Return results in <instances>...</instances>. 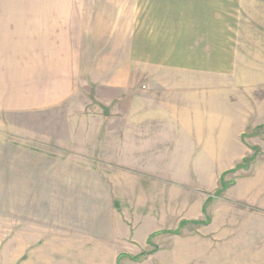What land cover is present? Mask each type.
Wrapping results in <instances>:
<instances>
[{
	"label": "rangeland",
	"instance_id": "374dc122",
	"mask_svg": "<svg viewBox=\"0 0 264 264\" xmlns=\"http://www.w3.org/2000/svg\"><path fill=\"white\" fill-rule=\"evenodd\" d=\"M55 7L75 8L83 14L51 18L59 23L50 28L44 24L50 18L28 17L22 12L44 8V0H0L5 14L0 17V57L3 78L11 92L15 87L27 96L33 83L38 95L61 64L68 69L69 90L67 101L57 108L0 111V185L12 184L13 149L17 151L19 146L78 154V161L69 160V165L81 168L128 169L130 177L121 175L120 180L126 199L109 190L107 206L111 209L115 205L124 213L131 228L132 248L112 233L96 239L92 247L98 250L100 262L103 251L121 247L126 250L116 264H172L177 260L173 250L179 251L181 260L188 250L194 258L202 255L206 235L214 232L211 223H188L178 235L168 230L177 228L183 218L204 220L201 205L205 200V210L219 229L225 211L222 206L229 197L234 200V186L222 189L242 174L239 170L224 175L221 188V172L236 163L235 138L229 135L221 142L219 129L203 112L195 119L181 113L179 119L185 117L189 122L179 123L178 142L165 146L168 151L163 160L155 161L152 155L160 146L146 144L148 124L127 123L125 129L123 107L139 112L146 92L167 96L169 91L193 85L198 89L206 84L225 89L229 101H239L245 94L246 101L264 103V0H74ZM50 31L60 42L56 49L52 43L51 48L48 45ZM253 31L260 38L259 51L249 50L247 37ZM34 36L36 50L31 51ZM45 46L49 56L50 51L62 52V59H45ZM40 96L34 98L42 101ZM110 106L119 109L121 116L115 126L120 139L114 144L108 137ZM210 109L205 113L220 112L221 106ZM102 177L113 186V176ZM11 196V186L9 193H0V239L10 237L17 219ZM101 220H106L103 215L98 218ZM151 230L156 233L140 249V238ZM83 240L85 244L86 237ZM11 243H3L2 248ZM213 243L218 249L219 242Z\"/></svg>",
	"mask_w": 264,
	"mask_h": 264
},
{
	"label": "crops",
	"instance_id": "0c3cea01",
	"mask_svg": "<svg viewBox=\"0 0 264 264\" xmlns=\"http://www.w3.org/2000/svg\"><path fill=\"white\" fill-rule=\"evenodd\" d=\"M68 1L74 0H44V8H28L22 12L26 11L28 17L50 18L46 19L47 23L44 24L52 28L56 23L54 27H57L59 21H52L51 18L83 14V11L75 8L55 7L59 5V2ZM4 16V9L1 8L0 17ZM259 39L254 31L247 37L251 45L249 50L259 51ZM35 40L34 36L32 44L29 45L31 51L36 50ZM47 42L50 48L51 43L54 49L60 47V42L52 35V31L49 32ZM47 50L49 49L45 46V59L47 57L54 60L58 57V60L62 59V52L50 51L52 54L50 53L49 56ZM42 52L40 59L43 58ZM246 52L243 54V61L247 58ZM257 59L260 60L259 57ZM222 62L224 65V59ZM2 64L3 57H0V111H47L49 108L60 107L64 101H67L69 95L68 69L62 67V64L55 69L49 83H46L44 90L38 94L42 95L40 96L43 98L42 101L34 98L38 95L33 83L28 87L27 96L22 92L19 94L18 88L15 87L12 93L11 88L5 84ZM245 65L246 63L244 67ZM225 66L227 68L226 64ZM244 67L243 72L246 70ZM240 79L251 80L253 78L241 77ZM196 88L193 85L192 88L169 91L167 96L159 91L146 92L140 101L139 112L128 106L123 107L122 117L125 129L127 123L137 126L148 124L146 144L160 146L156 150V155H152L155 161L163 160L164 152L168 151L165 150L167 148L165 146L178 142V128L181 127L179 123L189 122V119L186 120L185 117L182 120L179 119L181 113L191 115V119H195L198 113L203 112L219 129L221 142H226L229 135L235 138L237 148L233 159L236 163L224 169L219 179L222 188L221 179L224 175L242 171V174L239 172L235 179L222 189L228 190L230 186H234V200H230L228 196L229 201L227 200V204L222 206L225 211L222 210L219 229L216 228L214 220L211 221L205 210L207 204L205 200L201 205V212L205 215L204 220L183 218L179 221L177 228L168 230L178 235L180 228L188 223L205 226L211 223L214 230L213 233L206 235V248L201 250L202 255L194 258L192 251L188 250L185 260H181L182 256L179 251L173 250L172 256H175L177 260L174 262L172 260L171 263L181 264L185 261V264H264V103L252 102L248 98L246 101L244 100L245 94L241 95L242 99L239 101L237 99L229 101L225 89L212 88L207 84ZM17 93L18 95H15ZM23 96L27 99H22ZM217 104L221 106L220 112L205 113ZM118 112L120 110H117L115 106L109 107L108 137L110 144L120 139L115 127L116 119L121 118ZM58 142V144H66L64 141ZM20 147L16 149L17 151L13 149L12 184L7 185L8 187L0 185V193H9L11 186L10 202L12 208L18 210L17 219L12 223L10 237L3 235L0 239L2 241L0 264H116L117 259L126 250L124 247L103 251L100 256L104 257V260L100 262L98 250L92 247V242L112 233L125 243V247L132 248L129 242L132 237L131 228L124 218V213L118 211L115 205L111 209L107 206L109 204L107 193L110 191L116 192L122 200L126 199L127 194L120 186L124 184L120 181L121 175L129 178L132 172L125 168L109 170L81 168L77 164L69 165V160L77 159L78 161L80 157L78 154L52 152L37 147ZM243 163H246V166H241ZM103 175L113 176V186L107 185ZM102 215L106 220L99 222L98 218ZM112 228H114L113 232ZM216 229L219 232H216ZM155 233L156 231L151 230L140 238L143 246L140 249L145 247L146 242ZM85 237L87 242L84 244ZM8 241L12 243L6 249L2 248L3 243ZM213 241L219 242L218 249L213 248L218 246ZM93 258L97 259L94 261Z\"/></svg>",
	"mask_w": 264,
	"mask_h": 264
},
{
	"label": "trees",
	"instance_id": "16d2710c",
	"mask_svg": "<svg viewBox=\"0 0 264 264\" xmlns=\"http://www.w3.org/2000/svg\"><path fill=\"white\" fill-rule=\"evenodd\" d=\"M199 223H201V222H199Z\"/></svg>",
	"mask_w": 264,
	"mask_h": 264
}]
</instances>
